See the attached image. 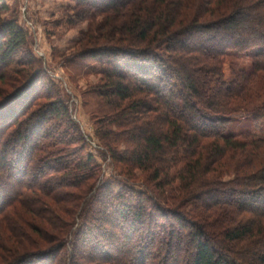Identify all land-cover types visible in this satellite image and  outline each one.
Listing matches in <instances>:
<instances>
[{
    "label": "trees",
    "instance_id": "1",
    "mask_svg": "<svg viewBox=\"0 0 264 264\" xmlns=\"http://www.w3.org/2000/svg\"><path fill=\"white\" fill-rule=\"evenodd\" d=\"M76 1L96 156L0 0V264H264V0Z\"/></svg>",
    "mask_w": 264,
    "mask_h": 264
},
{
    "label": "rangeland",
    "instance_id": "2",
    "mask_svg": "<svg viewBox=\"0 0 264 264\" xmlns=\"http://www.w3.org/2000/svg\"><path fill=\"white\" fill-rule=\"evenodd\" d=\"M2 1L10 7V10L14 11L18 22L27 31L28 48L42 58L45 71H48L54 81L58 83L65 99L68 98L69 102L73 104V118L79 122L82 132L89 137L88 141L93 140L90 141L88 152L93 153L94 156L98 155L94 144L96 140L91 112H97L95 91L100 82L99 76L79 72L72 66L71 61L75 59L74 54L89 49L81 47L82 39L86 37V34L83 36V33L91 27V21L94 25L105 22V14L92 9V7L78 6L76 0ZM230 59L236 67L248 64V58L244 55L234 54L230 56ZM229 70L230 63L227 61L225 63L226 74H229ZM41 76L43 75L41 74ZM40 82L47 81L41 77ZM48 88L42 87L45 91H48ZM95 117H97L96 114ZM239 128H242V125L237 119L230 127V131ZM254 132L262 133L257 129ZM102 168L103 178L107 180L115 173L108 161L102 162ZM143 174L135 170V175L139 180H144ZM117 179H119L118 176ZM114 185L118 187L117 183ZM137 188L139 191H144L140 186Z\"/></svg>",
    "mask_w": 264,
    "mask_h": 264
}]
</instances>
